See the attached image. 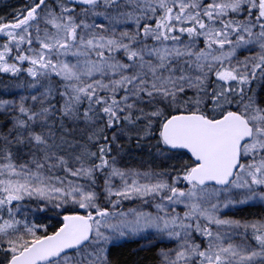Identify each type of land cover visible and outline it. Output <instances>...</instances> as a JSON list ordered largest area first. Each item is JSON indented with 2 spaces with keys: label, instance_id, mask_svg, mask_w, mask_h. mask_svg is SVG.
I'll return each mask as SVG.
<instances>
[{
  "label": "snow or ice",
  "instance_id": "1",
  "mask_svg": "<svg viewBox=\"0 0 264 264\" xmlns=\"http://www.w3.org/2000/svg\"><path fill=\"white\" fill-rule=\"evenodd\" d=\"M264 264V0H22L0 15V264Z\"/></svg>",
  "mask_w": 264,
  "mask_h": 264
},
{
  "label": "trees",
  "instance_id": "2",
  "mask_svg": "<svg viewBox=\"0 0 264 264\" xmlns=\"http://www.w3.org/2000/svg\"><path fill=\"white\" fill-rule=\"evenodd\" d=\"M21 2L22 0H0V15L7 14L11 7ZM142 248V244L132 241L117 249L115 254L122 264H152V253L143 251Z\"/></svg>",
  "mask_w": 264,
  "mask_h": 264
}]
</instances>
